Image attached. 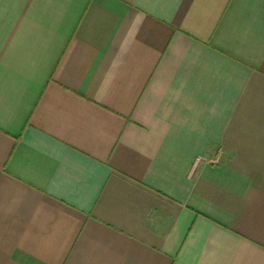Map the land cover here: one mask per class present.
I'll return each instance as SVG.
<instances>
[{"label": "crops", "instance_id": "1", "mask_svg": "<svg viewBox=\"0 0 264 264\" xmlns=\"http://www.w3.org/2000/svg\"><path fill=\"white\" fill-rule=\"evenodd\" d=\"M0 264H264V0H0Z\"/></svg>", "mask_w": 264, "mask_h": 264}, {"label": "built area", "instance_id": "2", "mask_svg": "<svg viewBox=\"0 0 264 264\" xmlns=\"http://www.w3.org/2000/svg\"><path fill=\"white\" fill-rule=\"evenodd\" d=\"M202 161V158H196L195 159V163H194V166H197L198 165V163H200Z\"/></svg>", "mask_w": 264, "mask_h": 264}]
</instances>
